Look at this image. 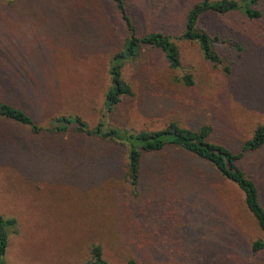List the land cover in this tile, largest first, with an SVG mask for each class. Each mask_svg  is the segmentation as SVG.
Listing matches in <instances>:
<instances>
[{"label": "rangeland", "instance_id": "374dc122", "mask_svg": "<svg viewBox=\"0 0 264 264\" xmlns=\"http://www.w3.org/2000/svg\"><path fill=\"white\" fill-rule=\"evenodd\" d=\"M125 1L139 34L175 39L181 66L172 70L159 51L142 48L122 70L133 95L107 123L135 132L170 122L210 127V142L238 153L264 123V0L259 19L202 16L199 27L218 39V68L197 44L176 40L199 0ZM125 35L108 0L1 1L0 102L40 127L58 116L95 127L109 59ZM185 74L192 87L180 81ZM237 166L264 207V147ZM243 199L212 166L176 148L143 155L132 187L118 143L73 130L34 135L0 118V215L15 221L4 264H85L96 245L106 264H264V252L250 250L263 233Z\"/></svg>", "mask_w": 264, "mask_h": 264}, {"label": "trees", "instance_id": "16d2710c", "mask_svg": "<svg viewBox=\"0 0 264 264\" xmlns=\"http://www.w3.org/2000/svg\"><path fill=\"white\" fill-rule=\"evenodd\" d=\"M3 0H0V2ZM114 4L115 11L122 22L126 35L120 48L111 54L108 63L109 84L103 97L104 114L95 127L90 128L78 116H58L50 120L48 127H40L27 111L0 102V118L13 122L20 127L29 129L34 135L43 133L65 134L73 130L77 134L94 137L104 141L115 142L126 151L127 175L132 187L140 179V166L143 155L161 152L167 147L176 148L193 157L208 163L220 177L235 185L243 194L244 206L253 218L257 228L263 233V239L251 243L253 254L264 252V207L260 203L259 194L253 181L238 168L237 162L245 154L257 152L264 147V123L256 125L250 139L245 141L238 153H232L226 147L210 142L212 128L204 127L196 131L170 122L160 130L135 132L128 129L111 126L106 121L117 105L125 98L132 97L131 87L123 80L124 66L135 60L142 48L159 51L168 67L177 70L181 66L179 51L175 39L161 32L139 34L128 12L125 0H108ZM263 0H199L190 5L184 15L183 29L176 40L197 44L203 58L213 67H221L223 61L215 50L216 37H211L199 27V21L206 14L224 16L231 13H241L247 19L255 20L261 17L258 10ZM228 73L229 68L223 67ZM180 81L186 87L193 86L190 74H185ZM13 219H4L0 215V264H4V257L8 243L9 230L14 227ZM85 264H106L102 258L100 246H92L90 259ZM127 264H137L133 259Z\"/></svg>", "mask_w": 264, "mask_h": 264}]
</instances>
